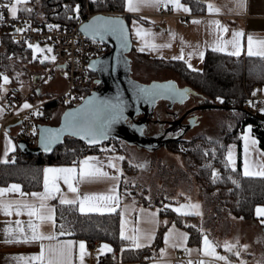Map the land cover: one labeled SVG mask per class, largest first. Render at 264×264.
<instances>
[{
  "label": "trees",
  "instance_id": "1",
  "mask_svg": "<svg viewBox=\"0 0 264 264\" xmlns=\"http://www.w3.org/2000/svg\"><path fill=\"white\" fill-rule=\"evenodd\" d=\"M185 1L190 5L192 13L206 12L203 2L199 0ZM76 5H79L78 16L75 14ZM83 11L90 13L124 12L125 0H41L39 10H34L28 15L38 25L51 22L75 23ZM38 12L43 16L41 21L36 17ZM124 18L127 19V16L124 15ZM47 43L50 42L39 44V46L43 47ZM31 50L32 48L24 43L6 37L0 38V73L9 76L13 83L15 77L12 65L15 63L17 65L21 62H37L42 67L49 64V59L33 57ZM149 60L156 65L170 68L178 74L186 86L193 89L195 95L199 96L197 104L225 106L223 110L230 116L232 125L229 127L223 124L220 137L210 138L205 134H197L186 139L182 136L178 139H169L163 147L171 152L181 154L189 167L192 168L194 179L198 184L199 196L211 203L213 219L221 220L226 214H229L238 218L254 220V207L264 204V176L243 174L240 157L241 133L245 125L250 124L252 134L256 137L259 147L264 150V113L244 109L239 106V103L246 99L255 87L264 86V57L259 55L237 56L207 50L200 70L189 69L179 60ZM91 74L95 76L94 73ZM1 81L2 77H0V84ZM51 97L53 96H47V98ZM217 97H221L222 101ZM59 107L65 109L69 106L57 99L45 102L40 107L42 108L41 115L34 116V120L37 117L41 123H46L52 112ZM111 140L102 144L88 145L78 138L66 136L51 152H27L21 148L19 139H17L16 149L10 154L8 160L0 162V186L17 183L24 192L39 191L43 184V169L47 165L77 164L86 155L101 153L106 145L110 150L114 149L111 148L110 142L115 144L120 142L117 139ZM231 142H236L238 145V160L235 168L229 164L227 167L225 166L227 148ZM213 168L217 172L215 181L212 176ZM122 185L121 180L120 193L124 194L126 198L147 207L162 205L160 198L150 199L144 195V192L130 189L129 186L123 189ZM182 200H185L183 196L169 202L172 205ZM54 206L56 237L85 240L91 246L95 242H105L111 246V251L100 257V264L129 262L148 264L163 243L167 225L159 226L150 245L135 248L130 246L129 240L122 239L120 236V212L118 209L112 213H81L74 204H62L56 201ZM162 209L159 208L160 215L167 217L170 222H174L188 232V244L197 245L201 242L202 230L198 225L191 223L192 219H196L197 214L182 215L177 213L172 206H164V210Z\"/></svg>",
  "mask_w": 264,
  "mask_h": 264
},
{
  "label": "crops",
  "instance_id": "2",
  "mask_svg": "<svg viewBox=\"0 0 264 264\" xmlns=\"http://www.w3.org/2000/svg\"><path fill=\"white\" fill-rule=\"evenodd\" d=\"M203 2L206 6L205 13H192L190 5L185 0H179V2L183 5H186L190 11H184L182 8L178 9L173 7L171 3L165 5L164 3H160L158 5L153 4L151 2L144 3L139 6L137 11H129L125 7V11L123 13L127 16V23L130 30V38L132 41L131 50H134L135 53L140 56L146 58L149 62V59H159V60H179L182 61L186 67H188V63L192 64V70H200L203 65V58H201L198 54H193L191 58L188 57L189 52L198 53L200 51L205 52L207 50H215L217 46H223L226 48L223 53L232 54L235 49L231 44H225V41H230L232 39L233 30H243V35L240 37L241 43V51L240 55L245 56L248 54V41L247 37L249 34L252 35L254 41L264 40V0H244V8L242 10H238L235 8L234 3L235 0H199ZM208 4H213L214 6L220 8L219 12H209ZM161 7H170L171 14L163 17L160 14ZM19 10H23L27 13V10L24 9V5H17V12ZM33 12V11H31ZM10 13V12H9ZM30 14V13H28ZM39 21L42 20L43 16L36 15ZM42 17V18H40ZM193 20H199L200 23H193ZM219 20L221 25L226 26V30H221L215 24H209L208 21ZM136 22L135 25L133 22ZM47 24V23H46ZM135 28H140L142 32L146 31L148 35H142L138 37L136 35ZM182 38V39H181ZM183 40V43H182ZM170 45L157 47L153 49L150 45ZM143 47L144 50L141 51L140 48ZM181 49H183L185 59H173L172 57L178 56L181 54ZM258 50L254 45V51ZM217 51V50H215ZM221 52V51H218ZM233 55V54H232ZM188 61L186 63L185 61ZM37 63V62H36ZM152 63V62H151ZM45 67H42L37 63V66L34 67L36 72L30 74V81H24L23 83L16 81L12 83L15 85L13 87V91L7 90V92H18L20 89L22 93H27L32 83L35 79L41 75L42 71ZM174 80V79H167ZM175 81V80H174ZM176 82V81H175ZM21 83V84H20ZM179 86V85H178ZM65 87V70L59 69L56 71L52 77L43 81L41 86L37 90L38 100H44L47 96L52 95L55 96L59 92H61ZM180 87V86H179ZM6 92V91H5ZM6 92V93H7ZM252 95L259 97L261 99V103L264 105V86L255 87L251 93ZM5 93L0 95V120L3 118L6 109L7 102L4 99ZM189 98V97H188ZM83 99V98H82ZM82 101V100H81ZM80 101V102H81ZM79 102V103H80ZM29 105L30 102H27ZM78 103V104H79ZM76 104V105H78ZM69 106V107H74ZM67 107V108H69ZM167 109H174L172 106ZM22 108V107H21ZM66 109V108H65ZM60 107V110L57 114V110L54 111L52 115V119H48L46 123L56 124L58 123L62 112L65 110ZM42 108H35L29 111V113L33 116L37 115L36 113H41ZM56 112V113H55ZM56 116V117H55ZM17 121V120H16ZM15 120L9 121L6 125V131H0V162L7 161L10 154L16 149L17 139L18 138L15 133L17 130V126L14 125ZM244 131V129H243ZM5 133H7L8 139L11 141L9 147L11 151H8L5 155ZM111 150L106 145L103 147V151L98 154L86 155L80 159L77 164H65V165H47L46 167H75L77 169V174L73 178L72 183L73 186L77 188V192H72L69 190L68 185L64 182L63 178H59L56 180V184L60 189V192H54L53 195L46 201L51 213L53 215V221H48L41 225L40 231L43 233L46 238L42 241H32L25 243L21 242H11L6 243V235L5 228L13 229L16 227L15 221L21 220L22 227H24L25 231L30 235L31 230L27 227V222L29 220V216L27 215V211L21 212L19 216L15 213V211L11 215L5 214L3 211H0V264H31L33 262H40L38 260L31 259V257L35 254H38L41 250V243L45 245L46 250L49 246L53 250H58L62 247L67 241H72V257L71 264H81L80 260V247L79 242L84 241L86 253L83 258V264H100L99 260L102 255L109 251H103L101 253V245L108 244L105 242H99L97 245H89L85 240H76L73 238H58L55 235V202L61 203V199L67 200H75L76 203L74 205L79 209L80 207V199L84 197L86 193L91 194L95 193L99 197V194H103L105 196L111 195L115 193L120 197V199L112 204L111 206L118 209L120 214L124 213V221H125V234L126 236H132L137 234V230L141 233H154V237L157 229L159 228L160 222H163L164 225H167L165 233L169 231V229H174L172 235L169 238L168 243H165V239L163 238V243L161 247L157 250L155 256L149 260L148 264H189V261L192 264H199L200 261H203V264H228V261H231V264H241V261L244 262V258L242 256L250 257V258H258L264 253H258L256 250L253 254L252 248L254 244H256L257 236L260 238L261 246L264 247V223H261V220H264V204H258L254 207V220H241L238 217L232 218L228 216V223L234 229L233 234L234 237L229 239L227 237H221L220 242L212 241V239L208 238L214 245L215 251L219 253V255L227 256L228 261L219 260L216 256L208 255L203 250V236L206 235L203 232L201 242L199 244H188L187 239L182 240L179 238V233H187L188 232L176 225L174 222H170V220L166 217H162L159 213V209L157 207H147L143 204H138L134 200L128 199L124 196V194L120 193V182L122 180V170L120 167V159H114L111 153ZM227 156V154H226ZM85 157H96L98 158L100 164L98 166H102L104 171L108 172L110 175L108 177H100L89 179L87 177L80 178L79 177V169L80 162L84 160ZM113 158L112 164L116 167H112L107 163L109 158ZM86 163L96 164L97 161L90 160ZM230 165V164H229ZM237 165V164H236ZM233 167L232 165H230ZM236 166H234L235 168ZM117 169H119V173H117ZM243 168H241L242 170ZM243 172V171H242ZM244 174V173H243ZM119 176V179H112L113 176ZM51 177V174H50ZM11 184L17 183H9L6 186H0L3 188H7ZM19 185V184H18ZM20 191L25 193L26 195L21 197L19 192H8L5 193V199L13 200V199H25L29 202L35 201L37 206L39 204V198H34L31 196L32 193H42L44 191V174H43V184L42 188L39 191H31L24 192L20 187ZM102 203V200L100 201ZM73 204V203H66ZM181 204H187L185 200L179 201L177 204H172V208L176 209ZM260 208L262 211L260 214L257 213V209ZM177 212V211H176ZM99 213H107V212H99ZM178 213V212H177ZM195 212L192 210H184L179 214L182 215H192ZM35 222V218H32ZM121 221V215H120ZM243 228V229H242ZM244 230V231H243ZM255 234V235H254ZM255 236V240L250 241L245 239L244 236ZM207 236V235H206ZM208 237V236H207ZM154 239V238H153ZM147 242L141 236L140 242L144 244V246L150 245L153 241ZM245 239V241H244ZM130 241V240H129ZM227 241L230 244L235 245L232 251H227L223 244ZM132 244V241H130ZM254 243V244H253ZM174 244H181L180 247H173ZM109 245V244H108ZM243 245H247V248L242 247ZM111 247V246H110ZM165 249L163 255H161L160 250ZM186 249H190L191 251H186ZM256 249V248H255ZM242 250V251H241ZM236 252H239V255H236ZM245 253L242 255V253ZM98 253H101L98 255ZM263 259L257 261L252 264H264V256ZM120 264H139L138 262H129V263H120ZM244 264H249L244 262Z\"/></svg>",
  "mask_w": 264,
  "mask_h": 264
},
{
  "label": "snow or ice",
  "instance_id": "3",
  "mask_svg": "<svg viewBox=\"0 0 264 264\" xmlns=\"http://www.w3.org/2000/svg\"><path fill=\"white\" fill-rule=\"evenodd\" d=\"M23 0H14V2L0 5V7H7L8 11L10 12L12 17H16L17 15V5L22 3ZM153 3V4H160L164 3L165 5L171 3L173 7L175 8H182L184 11H190V9L179 2V0H125V7L129 11H137L139 9V6L144 3ZM234 6L238 10H242L244 8V0H235ZM68 7V6H66ZM79 8V5H76V9ZM27 11H31V9H26ZM208 11L209 12H219L220 8L214 6L213 4H208ZM0 19H2V14H0ZM94 21H98L99 23H96L91 26V30L94 35H100L101 38L103 37V34L107 32H111L114 35H118L119 38H121L125 45L127 43V32L123 27L122 21L117 18L112 17H94ZM135 25V21L133 22ZM193 23H200L199 20H193ZM209 24H215L217 25L221 30H226V26L221 25L219 20H213L208 21ZM50 28L58 27V25H49ZM16 31L23 32L25 31L24 28H17ZM136 35L138 37L142 35H148L149 33L144 31L142 32L140 28H135ZM243 35V30H233L232 33V39L230 41H225V44H231L232 47L235 49L234 52H232L233 55H240L241 51V43H240V37ZM182 39V38H181ZM248 41V54L249 55H259L261 57H264V40H258L254 41L251 34L247 37ZM183 43V40H182ZM254 45L258 50L254 51ZM153 49L157 47H163V46H170V45H156L151 44L150 45ZM29 48H32L34 50L33 55L35 56V51L39 50L38 44H29ZM51 51V48L48 49ZM141 51L144 50L143 47L140 48ZM217 51H225L226 48L223 46H217L215 48ZM193 54H198L201 58L204 56V52L200 51L198 53L195 52H189L187 55L189 58ZM173 59H185L183 49H181V54L178 56L172 57ZM43 59H51L54 60V56H45ZM188 63V61H185ZM188 67L192 68V64L188 63ZM195 70V69H194ZM19 75V74H17ZM0 77L3 78L4 82L6 83L9 79L8 76L0 73ZM0 90L7 91V89L3 88V85H0ZM140 93L146 97L155 98L156 96H159L161 94H168L170 96H179L180 98L186 97L188 93V89H179L175 87L174 82H166L163 85H157L153 84L149 87H142L140 89ZM217 99L222 101L221 97H217ZM251 103V101H249ZM20 107L22 108H29L31 105L25 101ZM19 109H17L18 111ZM2 111V109H0ZM262 112H264V108L261 109ZM37 115L40 113L37 112ZM106 114L103 119H101V115ZM123 116V101L117 97L115 101L112 99H94V97H89L88 102L86 104L80 105L77 109L70 110L68 112L64 113V124L62 125L61 129H47V130H41V143L44 146V150L50 151V145L54 143L58 138L61 131H68L73 135L81 136L84 139L88 141L89 144L97 143L99 139L107 138L110 132V126L111 124L117 120L122 118ZM250 127V126H249ZM11 141L7 137V133H5V155L8 151H11V148L9 147ZM257 143V141L254 138H250L245 135V159H244V174L245 175H258V176H264V161L258 162L260 170L258 171H250V168L255 167V165L251 164L247 153L249 151V147L254 146ZM114 159H123V157H114ZM95 160L97 161L96 164L86 163L87 161ZM113 158H109L107 163L111 165L112 167H116L114 164H112ZM100 164L98 158L96 157H85L83 161L80 162V169H79V177L80 178H100V177H108L110 174L106 171H104L102 166H98ZM232 164L234 167V159H233V153L230 150L227 154V163ZM140 167H143V165H139ZM119 169H117V173H119ZM44 172V191L42 193H32L31 196L34 198H39V204L37 206V203L35 201L29 202L25 199H13L8 200L5 199V193L8 192H19L21 197L25 196L26 194L20 191V185L18 184H11L7 188L0 187V211H3L7 215H11L14 211L17 214V216L20 215L21 212L27 211V215L29 216V220L27 222L28 229L31 230L30 235L25 231L24 227H22V221L16 220L15 225L16 227L13 229L5 228V235H6V243L11 242H32V241H42L46 238L43 233L40 231L41 225L44 223H47L48 221H53V215L51 213V210L49 209L48 205L46 204V201L53 195L54 192L58 193L60 192L59 187L56 184V180L59 178H63L64 182L68 185V188L72 192H77V188L73 186L72 180L77 174V169L75 167H45L43 169ZM51 174V177H50ZM212 176L213 180L215 181V178L217 176L216 170L212 169ZM112 179H119V176H113ZM235 183V181H233ZM120 197L116 195L115 193L111 195H103L99 194V197L95 193L88 194L86 193L82 199H80V207L79 211L81 213L85 212H107L112 213L116 211V208L111 206L112 204L116 203ZM102 200V203L100 202ZM62 204L66 203H76L75 200H67V199H61L60 201ZM168 207H171V205H168ZM199 208V204L196 203H187V204H181L179 207L175 209L178 213L184 211V210H196ZM261 209H257V213H261ZM194 214L199 215V212H195ZM121 221H120V236L122 239L130 240L132 241L131 247L140 248L143 247L144 244L140 242L141 236L144 240L147 242H151V240L154 238V233H141L139 230H137L136 235L132 236H126L125 234V221H124V213L121 212ZM35 218V222L32 218ZM261 223H264V220H261ZM174 229H169L168 232L165 233L164 239L165 243L167 244L169 241L170 236L172 235ZM188 234L187 233H179V238L182 240L187 239ZM72 241H67L62 247H60L58 250H53L51 246L48 247L46 250L45 245L41 243V250L38 254H35L31 257V259L40 261V264H71V257L73 255L72 253ZM181 244H174L173 247H180ZM80 247V260L81 264H83V258L86 253L85 249V243L84 241L79 242ZM216 245H214L206 235L203 236V250L206 254L211 256H216L219 260L228 261L227 256L219 255L215 251ZM223 247L227 251H232L235 245L230 244L229 242L225 241L223 244ZM242 247L247 248V245H243ZM123 251V248L121 249ZM103 251H111V247L108 244H102L101 245V253ZM186 251H191L190 249H186ZM161 255L164 254L165 249L160 250ZM101 253H98L101 254ZM236 255H239V252H236ZM189 264H192L191 261H189ZM199 264H203V261H200ZM228 264H231V261H228ZM241 264H244L243 261H241Z\"/></svg>",
  "mask_w": 264,
  "mask_h": 264
},
{
  "label": "rangeland",
  "instance_id": "4",
  "mask_svg": "<svg viewBox=\"0 0 264 264\" xmlns=\"http://www.w3.org/2000/svg\"><path fill=\"white\" fill-rule=\"evenodd\" d=\"M40 2L41 0H23V2L20 4L24 5L25 10L31 9V11H34L39 10ZM31 11H27V13H31ZM75 12L76 16H78L79 12H77V9L75 10ZM83 13H87V11H83ZM37 14L40 15L41 13L38 12ZM44 48H46V50L51 48V51L48 50V56H54L51 43H47L43 47L39 46V50H45ZM129 56L131 58V75L135 79L143 82H149L152 80L174 79L180 87L186 86V83L183 82L178 77V74L174 73L172 69L159 64L156 65L154 63H151L146 58L140 55H136L134 50L130 51ZM35 66H37V63L32 62H21L17 65L16 63L12 65V72L13 76L15 77V80L21 83H23L24 81H30V74L34 73V71L36 72V69L34 70ZM10 80L11 78L9 77L8 81L5 83L2 78L0 85H3L4 89L13 91L12 89L15 85H12ZM6 92L0 90V95L3 93L6 94ZM13 93H15V95L19 97L23 96L21 89L18 92ZM198 97V95L189 96V98L184 102L183 105H176L173 110H176L178 113L186 111L188 108L197 104ZM166 105L167 103L165 101L159 102L153 118L164 119L165 117H168ZM59 110L60 107L57 110V114ZM53 114L54 112H52V115ZM194 114L198 116V120L197 123H195V125L192 126L189 130H187L183 135V137H185L186 139H189L197 134H205L207 137L217 138L220 137V130L223 124L229 127L232 125V120L230 116L223 109H200L196 110ZM52 115L49 120L53 118ZM35 120L36 123H41L39 118L37 119L36 117ZM157 127V124L149 123L146 133H148V131H150L151 129H156ZM246 134L248 137L254 138L257 141L256 137L252 134L251 125H245L244 131H242L241 133L240 149L241 168H243V173L244 159L246 155ZM176 135L178 134L176 133L173 136ZM110 144L111 148H114L111 150L110 153L115 157H123V159H120L121 162L119 164L122 170L121 177L123 189H125L126 186H129L130 189L132 188L137 191L144 192V195L150 199H154L156 197L160 198V202H162V205L157 206V208H163L162 210H164V206L170 205L169 201L178 200L179 197L183 196L185 198L186 203L199 204V208L196 210H192V212H199L200 214L195 217V220L192 219L191 223L198 225L200 229L204 232V234L208 236V238L212 239V241L220 242L221 237H227L229 239L234 237L235 234H233V232L235 228L232 229V226L229 225L230 223L226 221L228 219V216L231 215L226 214L224 219L221 220H216L212 218L211 203L208 202L205 198L199 196L198 184L194 179L193 170L191 167H189L187 161L181 154L171 152L161 145L159 147L156 146L155 148L153 147L152 149H148L136 148L135 146L128 145L123 141H120L117 144L110 142ZM230 146L231 151L233 153L234 164L236 166L238 160V145L236 142H231L228 145L226 154H228ZM247 156L250 163L255 165V167L250 168V171L260 170L258 162L264 161V150L259 147L258 141L254 146L250 145ZM139 165H143V167H140ZM232 218H234V216ZM240 219L243 221L247 220L243 218ZM161 225H164V223L160 222L159 226ZM254 235H246L244 236V238L253 241L255 240ZM259 239L260 238L257 236L256 244L253 243V254L255 250L260 254L264 253V247L261 246ZM244 254L245 253L243 252L242 255ZM263 256L264 254L256 258V260L255 258H250L246 256L242 257L244 258V262L252 264L262 260Z\"/></svg>",
  "mask_w": 264,
  "mask_h": 264
},
{
  "label": "water",
  "instance_id": "5",
  "mask_svg": "<svg viewBox=\"0 0 264 264\" xmlns=\"http://www.w3.org/2000/svg\"><path fill=\"white\" fill-rule=\"evenodd\" d=\"M83 21L80 24V29L90 39L98 40L104 43L105 49L98 57L90 60L88 64L89 70L95 74V86L89 91L82 99V101L74 106L66 108L56 124L52 123H36L37 128V143L35 146L30 147L23 139L19 141V145L24 151L27 152H39L45 151L44 146L41 143V130L47 129H61L64 124V113L73 109H77L80 105L86 104L89 97L94 99H112L115 101L117 97L123 101V116L120 119L115 120L110 126V132L107 138L99 139L97 143L89 144L86 139L81 136H76L68 131H61L59 138L50 145L51 152L54 147L60 144L66 136H72L78 138L88 145H97L105 143L110 139H117L125 142L128 145L135 146L136 148H148L152 149L156 146H163L169 139H178L182 137L187 130L197 123L198 116L194 113L200 109H225V106L221 104H195L188 108L179 117L175 118L176 123H180L186 117V124L181 125L184 129L176 136H161L156 139L153 135L146 133L148 124L150 122L157 123L161 126L164 123H172V121L153 119L154 111L157 104L160 101L169 102L168 108H171L175 103L183 104L189 96L195 95V91L188 86L179 87L174 80H152L149 82H143L135 79L131 75V58L129 53L131 51L132 41L130 38V30L126 19L122 15L104 14L102 12L93 13L91 16H87V13L80 14ZM94 17H112L119 18L122 21L123 27L127 32V43L114 35L111 32L100 35H94L91 26L99 23L94 21ZM174 82L175 87L179 89H188L186 97L180 98L179 96H170L168 94H161L155 98L146 97L140 93L142 87H149L154 83L157 85H163L166 82ZM170 109H168V113ZM171 113V112H170ZM106 114L101 115V119ZM190 115V116H189ZM21 120H17L14 125L18 126ZM178 130V129H177ZM156 143L151 146L150 144ZM46 152V151H45Z\"/></svg>",
  "mask_w": 264,
  "mask_h": 264
},
{
  "label": "built area",
  "instance_id": "6",
  "mask_svg": "<svg viewBox=\"0 0 264 264\" xmlns=\"http://www.w3.org/2000/svg\"><path fill=\"white\" fill-rule=\"evenodd\" d=\"M14 2V0H0V5H5ZM170 7H161L160 14L166 17L171 14ZM104 14L123 15L122 12H102ZM0 38L6 37L14 41L29 44H42L50 42L53 45L54 60H50L49 64L44 68L41 75L34 80L30 90L23 94L22 97L15 95L13 92H7L4 99L7 102V109L0 120V131H6V125L12 120H21L17 126L15 135L25 140L30 145L37 143V128L34 117L29 113L32 109L40 108L42 104L50 100H59L63 104L73 106L78 104L82 98L93 89L95 86V76L88 68L90 60L98 57L103 53L105 45L103 42L90 39L84 35L80 29V24L83 21L81 16L77 22H51L45 25H38L34 19L23 10L17 12L16 17H12L7 7H0ZM93 13L87 11V16ZM49 25H58V27L50 28ZM17 28H24L25 31L18 32ZM31 50V55L39 59L48 56V51ZM65 70V87L57 95L38 100L36 91L41 86L44 80L52 77L59 69ZM30 102L31 107L21 108L25 102ZM251 101V103H249ZM239 106L244 109H252L261 111L264 105L261 99L252 94H248L247 98L239 103ZM17 109H19L17 111ZM264 113V112H263ZM94 245H97L95 242ZM31 264H40L33 262ZM226 264V263H222Z\"/></svg>",
  "mask_w": 264,
  "mask_h": 264
},
{
  "label": "flooded vegetation",
  "instance_id": "7",
  "mask_svg": "<svg viewBox=\"0 0 264 264\" xmlns=\"http://www.w3.org/2000/svg\"><path fill=\"white\" fill-rule=\"evenodd\" d=\"M166 102V101H165ZM167 104L169 103V102H166ZM184 104V103H183ZM183 104H174L173 105V107H175L176 105H178V106H180V105H183ZM158 105V104H157ZM156 108H157V106H156ZM156 108H155V111H156ZM168 110V109H167ZM155 111H154V113H155ZM170 112L168 113V111H167V116L168 117H165L164 119H161V120H170V121H172V123H164V124H162L161 126H159L157 123H154V122H150V123H154V124H157L158 125V127L156 128V129H151L150 131H148V133L147 134H149V135H153L154 137H156V139H159L161 136H163L164 135V137H168V136H173L174 134H179L183 129H184V127H181V125H184V124H186V117L183 119V120H181V122L180 123H176L175 121H174V119L175 118H177V117H179L182 113H178L176 110H173V109H170L169 110ZM195 113V112H194ZM194 113H192V114H190V115H194ZM189 115V116H190ZM154 116V115H153ZM153 118V117H152ZM153 119H155V118H153ZM178 129V130H177ZM111 140V139H110ZM112 141V140H111ZM151 146H153V145H156V143H152V144H150Z\"/></svg>",
  "mask_w": 264,
  "mask_h": 264
}]
</instances>
